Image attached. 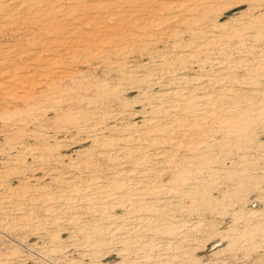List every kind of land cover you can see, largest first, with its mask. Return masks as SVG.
I'll return each mask as SVG.
<instances>
[{
  "label": "rangeland",
  "instance_id": "374dc122",
  "mask_svg": "<svg viewBox=\"0 0 264 264\" xmlns=\"http://www.w3.org/2000/svg\"><path fill=\"white\" fill-rule=\"evenodd\" d=\"M16 1L0 264H264V0Z\"/></svg>",
  "mask_w": 264,
  "mask_h": 264
},
{
  "label": "bare ground",
  "instance_id": "6f19581e",
  "mask_svg": "<svg viewBox=\"0 0 264 264\" xmlns=\"http://www.w3.org/2000/svg\"><path fill=\"white\" fill-rule=\"evenodd\" d=\"M2 1H3V0H2ZM19 1H20V0H19ZM19 1L17 0L16 2H19ZM70 1H71V0H70ZM74 1H75V0H74ZM74 1H72V2H74ZM192 1H193V0H192ZM7 2H10V0H9V1L7 0ZM7 2H6V4H8ZM13 2H14V0H13ZM29 2H30V1H29ZM180 2H181V1H180ZM196 2H198V1H196ZM201 2H202L203 4H205V5L208 3V2L203 1V0H202ZM201 2H200V3H201ZM2 3H3V2H2ZM20 3H21V2H20ZM23 3H25V2H23ZM23 3H22V5H23ZM175 3H176V2H175ZM216 3H217V2H216ZM216 3H215V4H216ZM218 3H219V2H218ZM79 4H80V3H79ZM2 5H3V4H2ZM4 5H5V4H4ZM42 5H43V4H42ZM71 5H72V4H71ZM108 5H109V4H108ZM178 5H179V4H178ZM192 5H193V4H192ZM208 5H209V4H208ZM213 5H214V4H213ZM11 6H14V4H13V5L11 4ZM17 6H18V5H17ZM45 6H46V4H45ZM68 6H69V3H68ZM179 6H180V5H179ZM195 6H196V5H195ZM202 6H204V5H202ZM46 7H47V6H46ZM87 7H88V6H87ZM188 7H189V6H188ZM190 7H192V6H190ZM197 7H198V6H197ZM13 8H14V7H12V9H13ZM36 8H37V7H36ZM42 8H43V7H42ZM68 8H69V7H68ZM72 8H73V7H72ZM84 8H85V7H84ZM3 9H4V8H3ZM14 9H15V8H14ZM19 9H21V5H20V8H19ZM23 9H24V8H23ZM37 9H38V8H37ZM37 9H36V10H37ZM48 9H49V8H48ZM88 9H89V8H88ZM88 9H87V10H88ZM200 9H201V8H200ZM219 9H220V6H219ZM6 10H9V9H6ZM36 10H35V11H36ZM50 10H51V9H50ZM114 10H115V9H114ZM223 10H224V8H223ZM16 11H17V10H16ZM18 11H19V10H18ZM22 11H23V10H22ZM26 11H27V10H26ZM43 11H44V10H43ZM45 11L47 12V10H45ZM48 11H49V10H48ZM69 11H70V10H69ZM200 11H201V10H200ZM207 11H208V10H207ZM6 12H7V15H8V11H6ZM6 12H5V13H6ZM24 12H25V11H24ZM20 13H21V11H20ZM37 13H38V12H37ZM198 13H199V12H198ZM26 14H27V13H26ZM85 14H86V13H85ZM29 15H30V14H29ZM105 15H106V14H105ZM25 16H26V15H25ZM40 16H42V15H40ZM44 16H45V15H44ZM91 16H92V15H91ZM125 16H126V15H125ZM144 16H145V15H144ZM196 16H197V15H196ZM198 16H201V15H198ZM22 17H24V15H23ZM37 17H38V15H37ZM100 17H101V16H100ZM126 17H127V16H126ZM141 17H142V16H141ZM76 18H77V17H76ZM188 18H189V17H188ZM196 18H197V17H196ZM198 18H199V17H198ZM0 19H1V18H0ZM33 19H34V18H33ZM47 19H48V18H47ZM56 19H57V18H56ZM59 19H60V18H59ZM180 19H181V18H180ZM151 20H152V19H151ZM22 21H23V20H22ZM49 21H50V20H49ZM148 21H149V20H148ZM153 21H154V20H153ZM186 21H187V20H186ZM186 21H185V22H186ZM213 21H214V20H213ZM29 22H31V21H29ZM45 22H46V21H45ZM45 22H43V23L46 24ZM63 22H64V21H63ZM104 22H105V21H104ZM189 22H190V21H189ZM247 22H248V21H247ZM6 23H7V22H6ZM11 23H12V22H11ZM17 23H18V22H17ZM23 23H24V22H23ZM43 23H42V24H43ZM66 23H67V22H66ZM132 23H133V22H132ZM143 23H144V22H143ZM3 24H4V23H3ZM3 24H2V25H3ZM40 24H41V23H40ZM48 24H49V29H50L51 31H57V32H58V31L61 29V27L59 28L58 26H56V25L53 23V20H51L50 23H48ZM244 24H245V23H244ZM14 25H15V24H14ZM18 25H20V24H18ZM34 25H35V24H34ZM34 25H33V26H34ZM38 25H39V24H38ZM178 25H179V24H178ZM36 26H37V25H36ZM42 26H43V25H42ZM226 26H227V25H226ZM246 26H247V24H246ZM15 27H16V26H15ZM21 27H22V26H21ZM31 27H32V26H31ZM38 27H39V26H38ZM113 27H114V26H113ZM124 27H125V26H124ZM124 27H123L122 29H124ZM175 27H176V26H175ZM236 27H237V26H236ZM3 28H4V27H3ZM6 28H7V27H6ZM9 28H10V27H9ZM16 28H17V27H16ZM18 28H20V27H18ZM258 28H259V27H258ZM1 29H2V28H1ZM13 29H14L13 31L16 30L15 28H13ZM20 29H21V28H20ZM26 29H27V28H26ZM63 29H64V28H63ZM172 29H173V28H172ZM232 29H233V28H232ZM240 29H241V28H240ZM8 30H9V29H8ZM22 30H23V29H22ZM28 30H29V29H28ZM32 30H33V29H32ZM40 30H41V29H40ZM4 31H5V30H4ZM4 31H3V32H4ZM10 31H11V29H10ZM36 31H37V30H36ZM174 31H175V30H174ZM6 32H7V31H6ZM8 32H9V31H8ZM79 32H80V31H79ZM14 33H15V32H14ZM17 34H18V33H17ZM30 34H31V33H30ZM168 34H169V33H168ZM0 35H1V34H0ZM4 35H5V34H4ZM35 35H36V34H35ZM56 35H58V34H56ZM145 35H146V34H145ZM156 35H157V34H156ZM199 35H201V34H199ZM253 35H254V34H253ZM122 36H123V35H122ZM201 36H202V35H201ZM254 36H255V35H254ZM123 37H124V36H123ZM123 37H122V38H123ZM127 37H128V36H127ZM38 38H39V37H38ZM34 39H35V38H34ZM36 40H37V39H36ZM61 40H62V39H61ZM68 40H69V39H68ZM73 40H74V39H73ZM22 41H23V40H22ZM29 41H30V40H29ZM89 41H90V39H89ZM209 41H210V40H209ZM37 42H38V41H37ZM91 42H93V41H91ZM125 42H126V41H125ZM205 42H206V41H205ZM207 42H208V41H207ZM4 43H5V42H4ZM16 43H17V42H16ZM23 43H24V42H23ZM72 43H73V41H72ZM130 43H131V42H130ZM5 44H6V43H5ZM17 44H18V43H17ZM26 44H27V43H26ZM49 44H50V43H49ZM132 44H133V43H132ZM134 44H135V43H134ZM226 44H227V43H226ZM24 45H25V44H24ZM63 45H64V44H63ZM65 45H66V44H65ZM65 45H64V46H65ZM87 45H88V44H87ZM130 45H131V44H130ZM202 45H203V43H202ZM1 46H3V45H1ZM20 46H21V45H20ZM64 46H63V47H64ZM67 46H68V45H67ZM73 46H74V45H73ZM84 46H86V45H84ZM3 47H5V45H4ZM7 47H9V46L7 45ZM27 47H28V46H27ZM56 47H57V46H56ZM56 47H55V48H56ZM69 47H70V46H69ZM74 47H77V46H74ZM78 47H79V46H78ZM87 47H88V46H87ZM9 48H10V47H9ZM20 48H21V47H20ZM65 48H66V47H65ZM83 48H84V47H83ZM6 49H8V48H6ZM22 49H23V48H22ZM25 49H26V48H25ZM25 49H24V50H25ZM52 49H53V48H52ZM67 49H68V48H67ZM85 49H86V48H85ZM140 49H142V48H140ZM195 49H196V48H195ZM3 50H4V49H3ZM65 50H66V49H65ZM70 50H71V48H70ZM87 50H88V49H87ZM90 50H91V49H90ZM252 50H253V49H252ZM1 51H2V50H1ZM1 51H0V52H1ZM17 51H18V50H17ZM29 51H30V50H29ZM29 51H28V52H29ZM92 51H93V49H92ZM94 51H95V50H94ZM34 52H35V51H34ZM7 53H8V52H7ZM16 53H17V52H16ZM26 53H27V52H26ZM26 53H25V54H26ZM29 53H30V52H29ZM89 53H90V52H89ZM1 54H3V53H1ZM1 54H0V55H1ZM20 54H21V53H19V54H17V55H20ZM22 54H23V53H22ZM32 54H33V53H32ZM29 55H31V53H30ZM1 56H2V55H1ZM36 56H37V55H36ZM36 56H35V57H36ZM190 56H191V55H190ZM15 57H16V56H15ZM30 57H33V56L31 55ZM30 57H29V58H30ZM35 57H34V58H35ZM81 57H82V56H81ZM86 57H87V56H86ZM2 58H3V57H2ZM4 58H5V57H4ZM12 58H13V57H12ZM16 58H18V57H16ZM38 59H39V58H38ZM1 60H2V59H1ZM8 60H9V59H8ZM25 60H27V59H25ZM41 60H42V59H41ZM43 60H44V59H43ZM80 60H82V59H80ZM11 61H12V60H11ZM17 61H18V60H17ZM19 61H20V60H19ZM1 62H2V61H1ZM1 62H0V63H1ZM26 62H27V61H26ZM42 62H43V61H42ZM44 62H46V61L44 60ZM6 64H7V63H6ZM16 64H17V63H16ZM212 64H213V63H212ZM0 65H1V64H0ZM4 65H5V64H4ZM13 65H14V63H13ZM235 65H236V64H235ZM236 66H237V65H236ZM4 69H5V68H4ZM68 71H69V70H68ZM23 73H24V72H23ZM29 73H31V72H29ZM46 73H47V72H46ZM64 74H65V73H64ZM23 75H24V74H22L21 77H22ZM11 76H12V75H11ZM19 76H20V75H19ZM19 76H17V78H18ZM12 77H14V76H12ZM21 77H20V78H21ZM0 78H1V77H0ZM9 78H10V77H9ZM24 78H25V77H24ZM4 79H6V78H4ZM18 79H19V78H18ZM56 79H57V78H56ZM29 80H31V79H29ZM19 81H20V80H19ZM21 81H22V80H21ZM23 81H24V80H23ZM23 81H22V82H23ZM3 83H4V82H3ZM16 83H17V82H16ZM24 83H25V81H24ZM24 83H23V84H24ZM31 83H32V82H31ZM14 84H15V83H14ZM29 84H30V83H29ZM20 85H21V84H20ZM14 87H15V86H14ZM8 88H9V87H8ZM11 88H12V87H11ZM26 90H27V89H26ZM188 90H189V89H188ZM35 94H36V93H35ZM23 95H24V94H23ZM33 95H34V94H33ZM33 95H31V96H33ZM36 95H37V94H36ZM34 96H35V95H34ZM183 96H184V95H183ZM211 96H212V95H211ZM28 98H31V97H27V100H29ZM25 99H26V98H25ZM31 99H32V98H31ZM193 99H194V98H193ZM174 101H175V100H174ZM33 104H34V103H33ZM31 105H32V104H31ZM173 105H174V104H173ZM32 106H33V105H32ZM34 106H35V104H34ZM29 107H30V105H29ZM175 108H176V107H175ZM22 110H23V109H22ZM117 151H118V150H117Z\"/></svg>",
  "mask_w": 264,
  "mask_h": 264
}]
</instances>
